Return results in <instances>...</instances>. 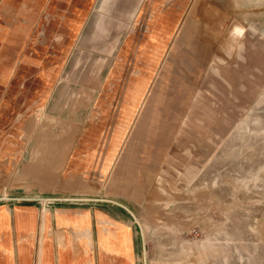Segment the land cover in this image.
Segmentation results:
<instances>
[{"label": "rangeland", "instance_id": "374dc122", "mask_svg": "<svg viewBox=\"0 0 264 264\" xmlns=\"http://www.w3.org/2000/svg\"><path fill=\"white\" fill-rule=\"evenodd\" d=\"M0 29V147L68 186L22 185L43 207L127 206L137 264H264V0H0Z\"/></svg>", "mask_w": 264, "mask_h": 264}, {"label": "crops", "instance_id": "0c3cea01", "mask_svg": "<svg viewBox=\"0 0 264 264\" xmlns=\"http://www.w3.org/2000/svg\"><path fill=\"white\" fill-rule=\"evenodd\" d=\"M16 30L20 33V29ZM48 148L63 152L65 157L66 147H45L49 152ZM108 148L74 147L73 152L77 153L75 159L68 161L70 170L104 171L114 150ZM32 151L31 147H0V264H137L139 245L135 227L120 214V208L129 213L127 206L108 199L104 200L111 204H99L86 198L82 202L43 207L38 202L42 198L34 197L27 186L22 187L51 183L48 178L35 182L33 177L23 175V169L29 167H49L48 160L32 163ZM83 152L87 154L81 155ZM125 157L129 159L132 155ZM51 184L58 189L68 187L61 180ZM69 187L81 190L78 185Z\"/></svg>", "mask_w": 264, "mask_h": 264}, {"label": "clouds", "instance_id": "9594fccd", "mask_svg": "<svg viewBox=\"0 0 264 264\" xmlns=\"http://www.w3.org/2000/svg\"><path fill=\"white\" fill-rule=\"evenodd\" d=\"M241 36H242V33H241Z\"/></svg>", "mask_w": 264, "mask_h": 264}]
</instances>
